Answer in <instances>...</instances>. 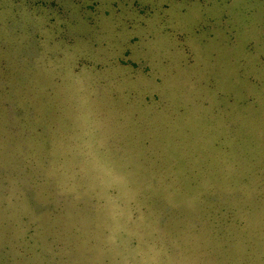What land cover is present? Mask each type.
<instances>
[{
	"label": "rangeland",
	"instance_id": "1",
	"mask_svg": "<svg viewBox=\"0 0 264 264\" xmlns=\"http://www.w3.org/2000/svg\"><path fill=\"white\" fill-rule=\"evenodd\" d=\"M0 264H264V0H0Z\"/></svg>",
	"mask_w": 264,
	"mask_h": 264
}]
</instances>
